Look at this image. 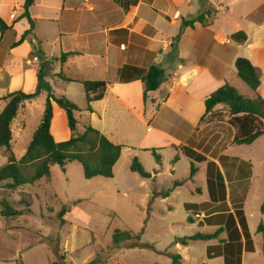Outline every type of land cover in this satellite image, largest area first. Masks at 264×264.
I'll return each mask as SVG.
<instances>
[{
  "label": "crops",
  "instance_id": "0c3cea01",
  "mask_svg": "<svg viewBox=\"0 0 264 264\" xmlns=\"http://www.w3.org/2000/svg\"><path fill=\"white\" fill-rule=\"evenodd\" d=\"M25 2L0 0V18L9 26L0 32V113L6 105L2 98L7 94L36 91L43 59L70 53L65 62H54L53 75L47 80L57 96L64 95L78 105L77 114L84 124H91L113 143L124 146L115 167L129 150L130 159L138 157L152 175L143 178L133 172L145 186L149 181L155 184L153 204L178 197L177 206L184 209L185 215L180 221L171 217L172 223L186 222L200 230L195 234H213L220 229L216 238L201 240L206 242V249L212 247L208 264L218 258L222 264H246L247 254L257 253L254 238L261 234L258 227L264 221V135L250 145L234 144L235 129L223 104L215 107L212 121L201 119L206 113L205 101L215 90L226 82L240 90L235 65L238 57L264 68V0H139L127 11L114 0H35L30 8L34 29L21 41L31 27L24 16ZM182 3L188 4L185 9ZM207 10L212 14L206 15V24L197 22L187 27L175 51L174 38L183 20ZM223 10L231 13V18L224 17L220 24L218 14ZM239 31L247 34L243 43L231 39ZM152 65L165 70L166 80L145 98L140 76ZM60 73L73 79L107 82L104 98L93 101L92 111H88L84 85L65 81ZM252 92V97H246L255 98L256 92ZM258 93L264 98V80ZM34 100L26 102L19 112L27 111ZM44 110L45 106L42 115ZM16 118L11 126V151L20 159L30 143L16 154L27 129L26 122H16ZM51 132L57 142L71 137L66 113L56 103ZM183 147L205 160L192 159ZM152 149L161 155V163L155 160L157 166L144 155L152 154ZM165 151H172L167 153L168 164ZM2 157L5 163L0 162V166L8 163V156L2 153ZM183 162L190 168L186 173L179 171V163ZM192 164L197 172L191 179ZM165 173L173 182L168 196L162 195L167 190L156 182ZM177 180L185 182L174 187ZM183 189L189 196H183ZM146 196L149 198V194ZM168 207L171 213L174 206ZM239 211L245 216L250 241L241 226ZM230 214L235 222L228 217ZM228 237L240 241L225 242ZM175 245L180 247V243ZM223 253L229 255L228 260Z\"/></svg>",
  "mask_w": 264,
  "mask_h": 264
},
{
  "label": "rangeland",
  "instance_id": "374dc122",
  "mask_svg": "<svg viewBox=\"0 0 264 264\" xmlns=\"http://www.w3.org/2000/svg\"><path fill=\"white\" fill-rule=\"evenodd\" d=\"M195 2L198 1H193L192 4ZM181 5L185 9L188 4ZM230 14L226 10L221 11L218 14L219 23L222 24L224 17L231 18ZM237 80L241 84L238 91L244 96L252 97V90L243 81ZM45 103L46 94L43 92L32 105H28L27 111L19 112L16 122L22 119L26 122L27 129L22 143L16 146V154H21L23 147H27L32 140L34 131L41 123V111ZM76 116L79 120L78 132L83 133L86 125L84 119L79 113ZM261 144L260 141L258 145ZM11 150L1 147L0 162L5 161L2 153L8 156ZM168 152L172 151L164 153L166 164L169 163ZM124 154L126 155L121 163L114 168L112 178L86 179L82 163L73 161L65 170L58 165L52 166L49 179L43 178L33 185H24L13 193L6 190L2 183L0 197L6 198L15 208L24 207L21 192H27L32 205L30 213L23 216L4 217L0 213V264H88L99 253L106 259V264H172V254H180L183 264H208L207 256L211 257L209 252L212 247L206 249V242L196 240L187 245L180 243L179 248L174 244L178 239L176 236L193 235L200 231L192 229L186 222L172 223L171 217L180 221L185 215L184 209L177 206L178 197L168 203L158 200L153 204L155 184L149 181L145 186L142 178L130 170L133 159H130L129 150H125ZM144 155L151 164L157 166L153 154ZM187 169H190L187 164L179 163L180 172L186 173L184 171ZM23 171L31 175L33 167L28 166ZM167 174L156 181L165 190L170 189L173 183ZM185 190L183 189V196H189ZM146 194H149V198ZM168 204L174 206L171 213ZM63 206H67L68 211L63 216L62 223L59 213ZM228 217L235 221L232 214ZM117 229L129 230L135 235L144 231L141 243L153 245L157 251L128 248L135 240L122 248H114L112 238ZM232 240L240 241V238L228 237L225 242ZM254 243L257 253L247 254L246 264H264L261 234L256 235ZM221 255L225 260L229 259L226 253ZM240 255L238 257L241 263ZM212 264L222 262L218 258Z\"/></svg>",
  "mask_w": 264,
  "mask_h": 264
},
{
  "label": "trees",
  "instance_id": "16d2710c",
  "mask_svg": "<svg viewBox=\"0 0 264 264\" xmlns=\"http://www.w3.org/2000/svg\"><path fill=\"white\" fill-rule=\"evenodd\" d=\"M35 0H26L24 5V16L31 23L28 29L22 36L24 40L34 29V21L30 15V8ZM125 11L131 6L139 3V0H114ZM210 10L205 11L196 18L183 20L179 33L174 38L173 48L178 49V43L187 27H193L197 22L206 24V15H211ZM4 21L0 18V32L8 29ZM231 39L238 43H243L247 40V34L243 31L234 33ZM70 53H63L59 58H51L42 60L38 71V84L36 91L33 93H25L24 91H15L4 96L2 99L6 101V105L0 113V147L11 149L12 141V122L17 117L19 109L26 103L34 100L38 95L46 93V105L42 115L41 123L33 134L32 140L25 154L17 159L11 151L8 155V163L0 168V185L4 183L6 190L16 192L24 185H33L43 178H50L52 166L58 165L65 170V167L73 162L79 161L84 168V176L86 179L95 177L112 178L114 177V167L119 161L123 145L113 143L98 129L91 124L84 126L83 133L78 132V119L76 116L79 107L77 104L69 100L66 96H57L51 83L47 80L52 76L53 64L56 60L65 62ZM236 69L238 77L254 92L255 98H250L242 95L236 87L226 82L220 88L215 90L205 101L206 113L202 117L201 122L205 120H213L214 109L217 105L223 104L227 108L229 123L235 129L233 143L237 145H250L259 137L264 135V112L262 105L264 98L258 93V88L264 80V68L255 66L249 59L238 57L236 60ZM59 76L65 81L81 82L87 92L88 111H92L91 103L93 101L104 98L107 91V82L73 79L64 76L62 73ZM140 79L145 84V98L147 93L155 91L161 87L166 80L165 70L159 65H152L149 69L142 72ZM53 103H56L64 110L68 120V126L71 130V137L66 141L57 142L51 132V122L53 118ZM208 115H210L208 117ZM183 151L192 159L197 161L205 160V157L198 154L188 147H183ZM152 154L158 163H161V155L152 149ZM31 166L33 173L27 175L23 169ZM131 171L139 174L143 178H151V173L148 172L138 157H134L131 163ZM197 172V168L192 164L190 178L192 179ZM185 180H177L174 182V187L183 185ZM171 189L164 192V196L171 193ZM21 203L24 207L21 209L15 208L6 198L0 201L1 215L4 217H19L30 213L32 200L29 199L27 192H21ZM190 209L191 205H186ZM68 207L63 206L59 216L61 222H64L63 216L67 213ZM261 212L264 215V201L261 205ZM241 221V226L246 233L247 241L251 240L250 233L246 223L243 211L238 213ZM190 220V218H189ZM235 222V221H234ZM220 229L213 234L197 233L189 237L178 238L174 244L181 243L189 244L190 241L196 240H211L216 238ZM258 232L263 235V254H264V221L258 227ZM144 231L134 234L129 230L117 229L113 233V247L122 248L135 240L128 248H148L157 251L153 245L141 243V237ZM160 253V252H159ZM180 254H172V264H183ZM106 259L102 258L100 253L95 259L88 264H106ZM52 264H64V262H53ZM206 264V263H204Z\"/></svg>",
  "mask_w": 264,
  "mask_h": 264
},
{
  "label": "built area",
  "instance_id": "2783aa9c",
  "mask_svg": "<svg viewBox=\"0 0 264 264\" xmlns=\"http://www.w3.org/2000/svg\"><path fill=\"white\" fill-rule=\"evenodd\" d=\"M15 14H16V12L14 11V12L12 13V17H14V16H15ZM196 216H197V217H199V215H198V214H196Z\"/></svg>",
  "mask_w": 264,
  "mask_h": 264
}]
</instances>
